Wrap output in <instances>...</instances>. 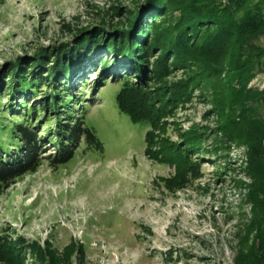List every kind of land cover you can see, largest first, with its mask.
<instances>
[{
	"label": "rangeland",
	"instance_id": "1",
	"mask_svg": "<svg viewBox=\"0 0 264 264\" xmlns=\"http://www.w3.org/2000/svg\"><path fill=\"white\" fill-rule=\"evenodd\" d=\"M134 8L146 35L120 52L110 35L134 26ZM150 10L147 0H0V112L22 78H35L40 100L58 75L103 143L98 150L80 140L71 159L53 163L47 155L57 145L41 137L42 162L0 195V264H237L256 170L251 145L221 130L239 117L238 104L214 98L221 87L193 60L173 65L171 52L162 62L150 26H168L172 16ZM247 86L264 90V71ZM246 104L264 123V106Z\"/></svg>",
	"mask_w": 264,
	"mask_h": 264
},
{
	"label": "trees",
	"instance_id": "2",
	"mask_svg": "<svg viewBox=\"0 0 264 264\" xmlns=\"http://www.w3.org/2000/svg\"><path fill=\"white\" fill-rule=\"evenodd\" d=\"M147 1H150L151 17L160 11H165V18L172 16L171 24L163 28L158 24L149 25L154 30L150 45H160L165 51L162 62L166 63V55L171 52L175 60L173 65L181 66L193 60L199 64L202 73L207 75L205 78L209 83L217 82L221 87L219 94L213 93L214 98L219 101L221 98L226 104L230 102V108L238 104L239 117L229 124H223L221 130L227 134L228 140H245L251 145L249 162L256 170L253 173L254 181L249 187V196L253 202L252 214L238 223V227H241L237 230L240 233L241 250L236 262L264 264V168L259 163L264 153L261 144L264 138V123L257 127L259 125L256 122L261 120L256 119V116H249L251 109L246 104L248 100H252L264 106V90L247 86L258 72L264 71V0ZM175 9L180 11L179 15H173ZM130 12L128 21L134 26L128 31L126 29L129 27L122 29L123 31L119 29L118 31L126 32L122 35H110V47L113 48L111 44H121L123 47L118 51L127 49L129 44L135 45L141 39L140 34L146 35L141 11L134 8ZM103 37L101 34L97 43ZM86 54L72 57L73 65L66 68L68 73L73 74L80 68L82 57ZM27 78H22L12 85L9 99L0 112V195L8 184L19 176L34 171L42 162V156L38 153L41 139L43 140L41 137H46L57 145V149L51 152L54 154L47 155L53 163L71 159L79 147L80 140H85L90 148L103 149L102 140L95 126L87 122L85 111L75 112L78 96L69 93V85H66L65 81L60 88L57 75L53 78V89L39 100L36 96L38 85L35 84V78ZM36 79L38 80V77ZM235 81L238 86L234 85ZM121 96L122 93H118L120 105L123 103ZM6 110L14 111L13 116L7 117L4 112ZM50 112H54V117L48 116ZM19 114L21 119H17ZM42 119L46 120L48 131L39 136L37 132L40 131ZM252 124L255 126L254 130ZM251 136L255 141H248L247 137ZM257 161L256 167L254 163ZM242 228L245 233L243 237ZM3 238L0 231V261H5Z\"/></svg>",
	"mask_w": 264,
	"mask_h": 264
}]
</instances>
